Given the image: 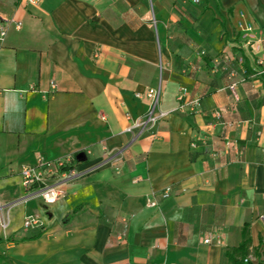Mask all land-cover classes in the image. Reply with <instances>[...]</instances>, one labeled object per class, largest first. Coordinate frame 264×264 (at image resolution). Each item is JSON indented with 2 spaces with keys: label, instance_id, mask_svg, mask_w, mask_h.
Returning a JSON list of instances; mask_svg holds the SVG:
<instances>
[{
  "label": "crops",
  "instance_id": "obj_1",
  "mask_svg": "<svg viewBox=\"0 0 264 264\" xmlns=\"http://www.w3.org/2000/svg\"><path fill=\"white\" fill-rule=\"evenodd\" d=\"M40 2L0 0L7 264H231L244 228L245 264H264V47L241 38L264 31V0ZM219 58L244 59L235 93ZM182 87L200 114L127 131L150 105L135 93L161 88L173 111ZM67 158L82 178L53 204L23 187L25 166ZM30 216L40 225L25 230Z\"/></svg>",
  "mask_w": 264,
  "mask_h": 264
},
{
  "label": "built area",
  "instance_id": "obj_2",
  "mask_svg": "<svg viewBox=\"0 0 264 264\" xmlns=\"http://www.w3.org/2000/svg\"><path fill=\"white\" fill-rule=\"evenodd\" d=\"M29 5H38L41 0H23ZM1 41H4L6 36V32L2 31ZM246 42L245 46L251 45L253 41L257 40L260 47H264V32L261 33L259 37H255L252 35L251 27H248L246 30ZM229 59L225 58L223 62L221 59H216L214 61V71L221 69L222 71L228 72V79L233 81L229 85V90L232 93H235V89L239 81H234V79L239 75L238 70L236 68L232 69L228 67ZM239 68L243 69L245 72L243 62L244 59H239L237 61ZM255 66H257V74L260 77L264 76V56L255 61ZM162 69V65L160 66ZM163 70V69H162ZM51 86L55 87V83L52 82ZM178 106L173 109V111H162L161 110V88L159 89H150L146 93H135V98L139 100H144L147 98L150 101L149 108L147 113L136 120L134 125L128 128V132L134 134L135 131H139L140 133L151 131L156 128L158 123L165 119L170 113L174 112H183L188 113L190 115L200 114L202 112V98L196 97L190 99L188 96V92L185 88H180L178 96H177ZM215 116L220 118V113H216ZM195 144L193 145V147ZM239 151V150H238ZM242 153L239 151V155ZM105 156L108 157V152L105 151ZM22 176V185L23 187L31 193L32 196L41 198L47 204H53L57 199L63 196L64 192L60 188V185L64 183H68L70 181H76L82 178V174L77 171V169L73 165L72 158H67L64 160H58L53 163L39 160V163L35 166H25L21 170ZM164 198H168V192L165 193ZM149 207L154 208L157 205V202L153 200L148 201ZM40 225V221L38 217H26L24 221V229H33ZM214 238L212 235H207L204 238V243L212 244ZM249 261V258L246 259V262Z\"/></svg>",
  "mask_w": 264,
  "mask_h": 264
},
{
  "label": "trees",
  "instance_id": "obj_3",
  "mask_svg": "<svg viewBox=\"0 0 264 264\" xmlns=\"http://www.w3.org/2000/svg\"><path fill=\"white\" fill-rule=\"evenodd\" d=\"M219 59L222 60L221 62H223V60H224V58H219ZM228 61H229L228 67H230L232 69L236 68L238 70V73H239V75L234 79V81H240L242 75H244L245 72H243V69L239 68V66L233 65V63H234L233 60L229 59ZM214 69H215V67H214ZM220 72L223 73L226 76V78L228 79V74H229L228 72H225V71H222L221 69L220 70L218 69L216 73H220ZM232 82L233 81H230V84ZM243 236H244V240H243L242 244L240 245V247L237 249H233V250L229 251V259H230L231 264H245V261L248 257V254H249V252L247 251L248 245H249V236H248V229L247 228H244ZM0 263L1 264H7V262L5 261V259L1 255H0Z\"/></svg>",
  "mask_w": 264,
  "mask_h": 264
},
{
  "label": "rangeland",
  "instance_id": "obj_4",
  "mask_svg": "<svg viewBox=\"0 0 264 264\" xmlns=\"http://www.w3.org/2000/svg\"><path fill=\"white\" fill-rule=\"evenodd\" d=\"M263 32H264V31H263ZM241 38L243 39L242 42L245 43V42H246V41H245V40H246V35L242 36ZM242 42H241V44H240L241 46L244 44V43H242ZM248 46L251 47V49H252V44H251V45H248Z\"/></svg>",
  "mask_w": 264,
  "mask_h": 264
}]
</instances>
